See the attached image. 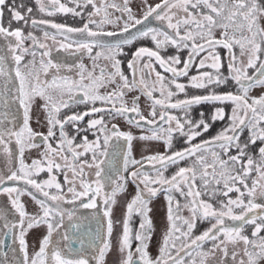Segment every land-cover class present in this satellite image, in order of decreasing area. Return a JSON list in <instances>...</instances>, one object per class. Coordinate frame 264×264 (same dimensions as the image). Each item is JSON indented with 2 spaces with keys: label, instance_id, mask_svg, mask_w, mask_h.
<instances>
[{
  "label": "snow or ice",
  "instance_id": "snow-or-ice-1",
  "mask_svg": "<svg viewBox=\"0 0 264 264\" xmlns=\"http://www.w3.org/2000/svg\"><path fill=\"white\" fill-rule=\"evenodd\" d=\"M35 3L39 13L49 17L61 13L83 19L84 10L90 6L91 11L82 27H70L32 18V7L22 12L24 4L9 5L7 0H0V38L5 41V48H0V146L6 158V171H0V195H6L10 204V207L0 208V237L11 236L14 244L18 241L22 264H106L105 258L110 252L118 254V264H229V256L231 264L264 262V235H261L264 233V146L259 148V159L248 152L249 146L257 141L264 144V94L250 95L255 88L264 89V26L261 24L264 0H161L155 5L144 0L140 17L133 13L131 0H67V3L35 0ZM5 9L10 14L7 26ZM150 19L162 22V27H149L145 22ZM13 21L26 26L30 21L32 29H40L41 25L54 29L55 32L40 29L43 39L58 45L57 51L74 49L88 54L92 69L81 63L76 65L78 79L61 75L62 69L67 67L71 71V67L54 62L49 45L32 31L25 35L22 28L13 29ZM105 25L119 28V33L105 31ZM90 26H95L96 30ZM133 28L136 29L134 34L114 42L101 39L123 36ZM146 38L153 41L155 48L140 47L132 54L128 61L132 73L129 80L121 70L118 56L124 54V46ZM26 41L31 44L25 46ZM168 46L175 48L177 55L162 56L161 50ZM220 48L228 52L227 75L221 71L222 58L217 51ZM94 49L100 51L93 55ZM182 50H187L186 59L178 54ZM25 56H31L32 60L24 62ZM9 58L12 65L8 63ZM100 59L107 61L112 71L101 67L97 63ZM156 64L169 75L157 71ZM193 68L196 75H190ZM249 69L253 70L251 75ZM50 70L55 71L48 78ZM153 74L155 80L150 79ZM181 77H186L188 83L179 82ZM229 81L234 82L235 93L214 91L213 86ZM110 85H114L110 91L100 93L99 89ZM188 87L211 90L207 95L189 97ZM134 91H139L149 102L148 116L140 109V96L132 98L130 107L125 100L127 93ZM180 93H184L185 98L173 100ZM37 98L43 101L41 107L46 113V135L33 131L30 126V113ZM97 102L102 106L97 107ZM215 102L232 103V115L227 117L229 124L211 139L193 143L208 132L211 125L203 114L193 121L190 109L194 105ZM73 104H91L92 107L60 119L62 109ZM158 106L161 111L157 117ZM169 109L182 111L184 116L172 115ZM20 110L23 122L17 127ZM96 113H106L112 119L122 117L129 125L150 133L139 136V140L161 141L165 152L149 154L141 160L132 158V142L136 137L121 131L116 124L109 128L103 115L95 118ZM86 116L92 118L86 129L80 128L78 122ZM225 118L222 108H217L211 117L212 121ZM69 123L77 132L91 130L95 139L89 141L84 136L82 143H75V137L65 132ZM57 126L59 139L53 146L50 139L55 138ZM244 129L249 137L242 142ZM177 133L184 137L187 147L169 152ZM114 140L127 143L122 170L108 158L110 148L112 155L119 151L120 145L113 143ZM13 141L15 150L10 147ZM41 146L44 151L40 152V158L26 164L25 152ZM233 149L236 154H232ZM89 153L91 160L81 159ZM181 161H189L188 166H179ZM145 163L151 166V172L144 170ZM172 165L178 166V170L168 177L165 172ZM129 168L134 170L129 171ZM86 169H94L92 179ZM44 171L49 178L37 180L35 177ZM55 172H63V185ZM252 173L255 178L249 185ZM128 180L136 185V191L125 205L122 231L114 243L112 216ZM8 182L23 187L8 186ZM213 184L223 187L212 188ZM106 187L111 190L107 191ZM160 192L165 193L168 202L167 228L158 244V255L153 257L149 253L152 239L149 204ZM173 192L185 199L183 205L178 201L173 205L174 197L170 195ZM233 192L237 193L235 198L229 195ZM204 195L210 199L222 195L226 200H219V207H215L201 198ZM25 196L37 205L35 212L26 210L22 200ZM101 203L102 220L96 214L91 217L77 214L78 209H98ZM182 208L188 210L189 217L179 214ZM134 215L140 217L136 229L131 226ZM198 220L208 221L210 227L194 235ZM92 222H95L94 228ZM41 225L46 226L47 234L39 240L38 250L29 256L26 236ZM249 225L252 226L251 237L244 234ZM54 233L58 239L53 242ZM133 240L137 242L134 251ZM209 243L211 247L206 249ZM2 246L4 240L0 239ZM89 249L91 259L85 255ZM3 264H9L7 254ZM12 264L21 262L14 260Z\"/></svg>",
  "mask_w": 264,
  "mask_h": 264
},
{
  "label": "rangeland",
  "instance_id": "rangeland-1",
  "mask_svg": "<svg viewBox=\"0 0 264 264\" xmlns=\"http://www.w3.org/2000/svg\"><path fill=\"white\" fill-rule=\"evenodd\" d=\"M13 2H15V4L17 6L19 5L14 0H11L8 4L12 5ZM153 2H155V3H153ZM160 2H161V0H148L149 4L153 3L152 5H155V4L160 3ZM130 4L133 7V12H134V9H135V13H137L139 15L142 14L141 6L144 4V0H131ZM69 6H72V5H69ZM31 7H33V6H31ZM26 9H27V6H25L24 8H22L20 10L22 12H26ZM34 13L37 16V19L46 20V15H43V14L39 13V11L37 10V6L35 7V12ZM9 16H10V14L7 17V20L9 19ZM6 23H7V21H6ZM12 24L13 25L16 24L19 27H21V26L23 27V25H24L23 22L18 23V22H15V21H13ZM261 24H262V26H264V21H262ZM218 34L219 33H217V35ZM39 39L41 40V42L44 41L43 36L39 37ZM29 42L26 41V45L25 46H28L30 44ZM13 43H14V41H13ZM47 44L51 48L52 52L57 50L58 45H56V44L53 45V43L50 40L47 41ZM138 45H140L138 47H148L150 49H154L155 48V45H154L153 41L142 42L141 44H138ZM0 48H5V41L2 38H0ZM161 51L164 52V54L161 53V55L164 56L165 58L177 55L176 49L172 48L170 46L162 49ZM217 51H218V53L220 54V56L222 58L223 66L221 68V71L225 75H227V72H228V69H227L228 52H227L226 49H223V48H220ZM235 51H236L237 54L239 53V49L238 48L235 49ZM68 52H70L72 54H75L74 49H71ZM132 53H129V54L127 53L128 55L126 53H124L123 55L118 56V59H120L121 61L127 62V61L130 60V58L132 56ZM178 54L180 55V57L182 59H186L187 58V50H182ZM57 55L61 56V61H66V59L62 55H60L58 53H57ZM83 59H85V62H83ZM83 59L81 60V63H83L86 68L91 70L92 69V64H93L92 60L89 57H87V56H85ZM29 60H32V57L31 56H25L24 62H27ZM36 60H37V67H38L39 56L36 57ZM8 62H9L10 65L13 64V62L11 61L10 58H9ZM104 62H106V61L103 60V59H100L97 63L101 67H105L106 65L103 64ZM81 63L78 62L76 65L81 64ZM155 67H156L157 71H160L163 75H165V76L169 75L168 73H163V70L159 67L158 64H156ZM96 71H97V69H96ZM145 71H148V70H145ZM252 72H253V70L249 69V74L250 75L252 74ZM196 74H197V72L190 71V75H196ZM131 75L132 74H130L129 76H131ZM41 78L43 79V74H41ZM150 79L151 80H155V75L153 74ZM179 82L187 84L188 83V79L187 78H185L183 80L180 79ZM213 87H214V91L217 94H223V93H227V92H233V93L236 92L235 84L232 81H229L227 84L221 85L219 87H215V86H213ZM226 87H229V88L232 87L233 89L232 90L231 89L227 90ZM173 90L175 91L174 88H173ZM195 90L200 91L202 89H194V88L188 87L187 90H186L187 91V95L189 97L192 96L193 94L191 92L195 91ZM208 90L210 91L211 89H208ZM261 94H264V89H260V88H255L250 93V95L254 96V97H258ZM155 95L157 96V98H159V92H156ZM132 96H140L139 106H140L141 111L142 112L147 111L149 113V111H150L149 106H148L149 103L145 100L146 98L142 97V95L138 91L132 92ZM177 98L184 99L185 98V94L184 93H180L177 97H173V100H175ZM208 108H209L208 110L199 109L197 115L192 114L191 111H190V117H191V119L193 121H196V120L200 119L201 114H203V118L209 124H211V128L209 129V131L212 133L210 135V137H213L217 133H219L223 128H225L230 122L227 118H225L224 120L212 121L211 117H212L213 113L215 112V110L217 108H222L223 110H225L224 111L225 112V116L230 117L232 115L233 105H232L231 102H224V103L215 102V103H212V107L208 106ZM156 111H157V117H158L159 116V112L161 110L160 109H156ZM31 113H34L33 114V119L36 120V122H37V124L34 125L33 128H34V130L38 131V130H40L37 127V125H38V123L40 122V119H41L40 111L39 110L31 111ZM170 114L178 116V117H183L184 116V113L182 111H179V110L176 111V113H170ZM147 116H148V114H147ZM107 119L110 120V123H109L110 125H112V124H116V125H119V126L121 125V127H124V129L127 128L128 131L134 137H136V139H134L133 142H132V158L137 159V160H141L142 157L147 156L149 154H153V153H157V152L158 153H164L165 152V146H164L163 142H161V141H141V140L138 139L139 136H141V135H150V133H148L146 131L137 130V129H131V128H129V125H128L127 122H125V124H122V119H115V121L111 117H109ZM166 127H167V125H166ZM173 127H174V124H173ZM175 136L177 137L176 138V142H177V146L178 147L175 148V147L172 146V148L169 150V152L182 150L183 148L187 147V145L184 143V137L179 136V134H177ZM248 137H249L248 131L247 132L243 131V133L241 134V141L243 142V141L247 140ZM208 139H205V138H202V137L196 138V140L193 141V143H198L199 141L208 140ZM82 140L83 139L81 138L79 140L77 139L74 142L79 144V143H82ZM173 142H174V140H173ZM258 142H259L258 144L256 143L255 145H250L249 148H248L249 154L252 155L254 159H259V148L264 146V144H262L260 141H258ZM217 151H219V150L217 149ZM232 154H236V150L235 149L232 150ZM24 157L27 158L26 159L27 162L32 160L33 157L31 155V150L30 151H26L25 154H24ZM5 159L6 158H5L4 154H3V149L0 148V171H6V169L4 167ZM84 159L91 160V153H89V155H87ZM209 159H211L210 156H209ZM60 162L63 165V160H60ZM145 164H147V163H145ZM179 166L183 167V166H188V165L187 164H185V165L180 164ZM177 170H178V166L169 167L167 172H165V175L170 177ZM86 171H89V179H92L93 177H92L91 173L94 172V169L93 170H87L86 169ZM57 173H59V172H57ZM62 175L64 176L63 172H62ZM68 176L71 178V173L70 172H68ZM56 177H57V175H56ZM39 178H40L39 181H44V180L48 179L46 177L44 178L43 176L39 177ZM254 178H255V173H252L251 178L248 180L249 185L251 184V179H254ZM8 185H10V184H8ZM211 187L212 188H216V187L222 188L223 186H222V184L219 185V186L213 184ZM107 189H108V191H110L111 188L108 187ZM133 191H134L133 187L131 186V184L129 182H127L125 192L122 193L117 198L118 199V203L114 207V212H113V216H112V219L114 221V236H113V242L114 243H115V238L122 231V223L121 222H122V218H123V214H124V210H125V205H126V203L128 201H130L131 195H135V193H133ZM170 195H172L174 197V201H173V205L174 206H175L176 201H178L180 203V205H183L185 203V199L183 197H181L179 195V193L173 192ZM229 195L232 198H235L237 193L233 192V193H230ZM201 198L204 199L205 201H208V202L212 203L215 207H219V204H218L219 200H226V198L223 197L222 195L221 196H217L215 199H210L209 196H207V195H204ZM24 203L26 205V210L29 211V212L33 211V209L35 208L34 205H32L30 203L29 200H27V201L24 200ZM5 206L10 207V204H8L7 196L6 195H0V207L2 208V207H5ZM149 207L152 209V211L150 213V217L152 219V239L149 242V253L153 257H155L156 255H158V244L161 241L162 236H163V234H164V232H165V230L167 228L166 216H167L168 202L165 199V193H161L157 198H152V200H151V202L149 204ZM84 211L88 212L89 209H85ZM237 211H239V210H237ZM179 214L182 217H185V218L189 217V215H190L188 210L184 209V208L181 209ZM134 220L139 221V222H137L135 224V228H133V229H136V228L139 227L140 217L139 216L133 217L132 221H131V226L134 223L133 222ZM177 223H179V221ZM208 227H210V223L208 221L201 222V221L198 220L196 228L194 229V235H199L200 233H202ZM251 231H252V226H250V225L246 226L245 230H244V234H246L249 237H251ZM33 232H32V230H30L29 233L26 236V240H27V243H28V253H31L30 250L32 248H34L36 246V244L39 242L38 239L35 240L34 237H32L33 236L32 235ZM41 232H42L41 230H39V231L37 230L36 233L39 236V234ZM261 235H264V233H261ZM136 244H137V242L135 240H133V242H132L133 251L135 250ZM210 247H211L210 243L205 245L206 249L210 248ZM89 259H91V257ZM105 259H106V264H118L119 256H118V254L116 252H110L106 256ZM227 259L229 260V264H231V257L229 256V257H227ZM261 264H264V262H261Z\"/></svg>",
  "mask_w": 264,
  "mask_h": 264
},
{
  "label": "flooded vegetation",
  "instance_id": "flooded-vegetation-1",
  "mask_svg": "<svg viewBox=\"0 0 264 264\" xmlns=\"http://www.w3.org/2000/svg\"><path fill=\"white\" fill-rule=\"evenodd\" d=\"M11 0H7V3H9ZM14 1H16L19 5L22 3V4H24L25 6H27V7H31V6H33L32 8H33V12L30 14V16L32 17V18H35V19H37V16H36V14L34 13L35 12V7H36V4H35V1L34 0H14ZM62 2H65V3H67V0H62ZM117 2H122V0H117ZM156 2V1H155ZM155 2H153V3H155ZM153 3H151V4H153ZM18 5V6H19ZM130 7L132 8V10H133V7H132V5L130 4ZM91 11V7L89 6L86 10H84V13H83V16H84V18L83 19H81V17H73L71 14H67V15H65V14H61V13H57L56 15H54V16H51V17H49V16H46V20H48V21H52V22H55V23H59V24H65V25H67V26H70V27H82V25H83V23H85L86 21H87V13L88 12H90ZM109 11H112L111 9L109 10ZM134 14H136L137 15V17H140L142 14H137V13H135V9H134V12H133ZM8 15H9V13L7 12V10L5 9V17H4V24H5V26H7V23H6V21H8L7 20V17H8ZM114 15H116V16H119L120 15V13H115ZM95 19H99V17H96ZM19 23H21V22H19ZM147 25L149 26V27H162V22H159V21H156V20H154V19H150L149 20V22L147 23ZM90 27H92L93 28V30H96L95 29V26H90ZM120 27H122V25L120 26ZM12 28L13 29H15V28H22L23 29V32H24V34L25 35H27V33L29 32V31H32L33 32V34L35 35V36H37L38 38L39 37H41V36H43V31L42 30H40V29H43V26L41 25L40 26V29H32L31 28V26H30V21H29V25H23V27L21 26V27H19L18 25H13L12 24ZM43 30H46V31H49V32H55V30L54 29H51V28H48V27H46L45 26V28L43 29ZM104 30L105 31H117L118 33H119V28H114L113 26H111V25H105L104 26ZM166 30V29H165ZM74 35V37L75 38H80L79 37V35L78 34H73ZM57 39L58 40H62V38L61 37H57ZM50 40V39H49ZM48 41V40H47ZM47 41H43V42H45V43H47ZM51 42H52V40H50ZM150 41H152L150 38H146V39H139V40H136V41H134L131 45H127V46H124V48H123V53H134L138 48H140V47H138V46H140V45H138V44H141L142 42H150ZM29 42V41H28ZM30 44H31V42H29ZM53 43V42H52ZM29 44V45H30ZM28 45V46H29ZM54 45V44H53ZM96 51H100V49H94L93 50V53L92 54H95V52ZM57 53L58 54H60V55H62L65 59H66V61H61V56H59V55H57ZM132 53V54H133ZM161 53L162 54H164V52H162L161 51ZM127 54V55H128ZM87 56V57H89L88 56V54H85V53H83V52H79V53H77V52H75V54H72V53H70V52H68V51H63V50H61V51H54V52H52L51 51V57L53 58V60H54V62H59V63H63V64H65V65H67V66H69V67H71V71H68V68L66 67V68H64V69H62L61 70V75H68V76H70V77H72V78H74V79H78L79 78V76L77 75V71H76V64L79 62V63H81V60L85 57V56ZM131 58H132V56H131ZM131 58H130V60H131ZM83 62H85V59H83ZM9 63V62H8ZM86 64V63H85ZM104 65H106L105 67H106V70L107 71H112V69H111V66L108 64V62L106 61V62H104L103 63ZM160 67V66H159ZM121 70L124 72V74L126 75V76H128L129 77V80H131V78H132V75L131 76H129L130 74H132L131 73V70L128 68V61L127 62H125V61H121ZM55 70H50V72H49V77L48 78H50L51 77V74L54 72ZM192 72H196V69L195 68H193L192 70H191ZM96 74L97 75H99V68H97V71H96ZM44 78V77H43ZM186 77H181L180 79L181 80H183V79H185ZM112 87H114V85H110V86H108V87H106V88H101V89H99V91H100V93L101 94H105L106 92H108V91H110L111 89H112ZM139 92V91H138ZM193 95H206V94H208L209 93V90L208 89H202V90H200V91H198V90H195V91H192L191 92ZM192 95V96H193ZM156 96V95H155ZM134 96H132V92H128L127 93V95L125 96V100L126 101H128L129 102V107L131 106V100H132V98H133ZM142 97H144V96H142ZM157 97V96H156ZM146 100V99H145ZM147 101V100H146ZM148 102V101H147ZM149 103V102H148ZM43 104V101H41L39 98H37V100H36V103H35V105L33 106V109H32V111H36V110H39L40 111V115H41V119H40V122L38 123V125H37V127L40 129V130H38V131H36V130H34V125H36L37 124V122H36V120H34L33 119V114L34 113H30V116H31V119H30V126H31V128L33 129V131H35V132H39V133H43V134H47V129H48V124H47V119H46V113L43 111V109H42V107H41V105ZM96 106L97 107H101L102 105H101V103L100 102H97L96 103ZM208 106H211L212 107V103H202V104H199V105H194L191 109H190V111H191V113L192 114H195V115H197L198 114V110L199 109H201V110H208L209 108H208ZM90 107H92V105L91 104H73L70 108H65V109H62V111L59 113V118L60 119H63L65 116H67V115H71V114H73V113H82V112H84V111H87ZM157 109H160L159 108V106L157 107ZM161 110V109H160ZM170 113H176V111H178V110H176V109H169L168 110ZM225 111V110H224ZM143 114L145 115V116H147V114H148V112L147 111H144L143 112ZM101 115H103V117H104V120H105V122L107 123V126L110 128L111 127V125L109 124L110 123V120H108L107 118H109V116L106 114V113H96L95 114V118H99ZM129 115H133V114H129ZM90 118H92V117H88V116H86L85 118H84V120L83 121H80V122H78L79 123V127L80 128H83V129H86L87 128V122H88V120L90 119ZM226 118H227V116H226ZM116 119H122V124H125V120L122 118V117H118V118H116ZM114 121H115V119H113ZM218 121V120H217ZM22 122H23V116H22V110H20V112H19V114H18V116H17V120H16V125H17V127H19L20 125H22ZM213 123V122H212ZM129 125V124H128ZM211 125V124H210ZM118 126V128L121 130V131H124V132H129L128 131V129L127 128H125L124 129V127H121V125L119 126V125H117ZM165 127H166V125H165ZM129 128H131V129H137V130H141V129H138V128H136V127H134V126H131V125H129ZM211 128V127H210ZM55 131V133H56V136H55V138H51L50 139V142L53 144V146H55V144H56V142L58 141V139H59V127L57 126V128L54 130ZM142 131V130H141ZM243 131H245V132H247V129H244ZM243 131H242V133H243ZM65 132H66V134L68 135V136H70V137H75V141L78 139H83V137L84 136H87V138H88V140L89 141H92V140H94L95 139V136L93 135V132L91 131V130H89V131H87V132H85V131H80V132H77V130H76V128L75 127H73V125L71 124V123H69V124H67L66 126H65ZM241 133V134H242ZM178 134V133H177ZM176 134V135H177ZM212 133L210 132V131H208V132H206V133H204L202 136H200V137H202V138H205V139H211L212 137H210V135H211ZM200 137H197V138H200ZM176 136L174 137V142H173V147H175V148H177L178 146H177V142H176ZM201 141H199L198 143H200ZM113 143H118L119 145H120V148H119V151L115 154V155H112L111 153H112V149L110 148L109 149V153H110V156L108 157L109 159H112L113 160V163L114 164H116L117 165V167H119L121 170L123 169V154L125 153V152H127V143L125 142V141H123V140H120V141H113ZM257 144L259 143L258 141L256 142ZM124 145V146H123ZM10 147L13 149V150H15V143H14V141H13V143L10 145ZM0 148H2V146H0ZM42 151H44V148H43V146H41L40 148H36V149H32L31 150V155H32V157H33V159L32 160H34V159H39L40 158V156H39V154H40V152H42ZM4 154V153H3ZM87 155H89V154H87ZM85 157H82L81 159H84ZM26 159L27 158H25L24 157V161H25V163L26 164H31V162H32V160H30L29 162H27L26 161ZM60 162V161H59ZM61 163V162H60ZM180 164H183V165H185V164H189V161H181L180 162ZM17 166H18V161H17ZM172 166H176V165H172ZM172 166H170V167H172ZM136 167H139V165H137ZM132 170H134V169H132V168H129V171H132ZM144 170L145 171H149V172H151V166L150 165H148V164H145V167H144ZM54 174H56L57 175V180L63 185L64 184V176L62 175V172H59V173H57V172H55ZM123 175H125V176H127V173L126 172H124L123 173ZM46 177V178H49V176H48V173H47V171H44V172H41L37 177H35L37 180H39L40 178L39 177ZM70 178V177H69ZM128 182L131 184V186L133 187V190L134 191H136V185L131 181V180H128ZM8 184H10V185H8V186H20V187H23V185L22 184H20V185H14L13 184V182H8ZM65 187V191H66V189H67V186L65 185L64 186ZM77 187H79V185L77 184ZM141 188H143V185H141L140 186ZM108 187H106V190L108 191V189H107ZM111 190V189H110ZM133 191V193H135ZM132 193V194H133ZM161 193H163V192H160V193H158L157 194V196L155 197V198H157ZM146 195H147V193H146ZM134 195H131V199H132V197H133ZM130 199V200H131ZM22 200H23V202H24V200L25 201H27V200H29L30 201V203L32 204V205H34V209H33V211H31V212H29V213H33V212H35L36 210H37V205L32 201V199L30 198V197H28V196H25V197H23L22 198ZM64 207L65 208H71L72 206L71 205H64ZM102 207H103V205H102V203L99 205V207H98V209H89V211L88 212H86V211H84L85 209H78L77 210V214L78 215H86V216H89V217H91L93 214H96L97 215V217L99 218V219H103V212L100 210V209H102ZM1 208V207H0ZM133 217H135V215L133 216ZM12 217L10 216L9 217V219H11ZM134 223L132 224V227L133 228H135V224L137 223V222H139V221H137V220H134L133 221ZM68 223V221H67V219H65V224H67ZM93 223V228L95 227V222H92ZM35 230V231H34ZM37 230L39 231V230H41L42 232L39 234V236L37 235ZM34 231V232H33ZM32 232H33V236L32 237H34V239L35 240H40V239H42V237L44 236V235H46L47 234V228H46V226H44V225H41L39 228H34V229H32ZM0 239H3L4 240V246H2V247H0V264H3V262H4V260H5V254H7V260L9 261V264H12V262L15 260V261H20L21 262V264H22V254L19 252V244H18V241L14 244L13 243V238L11 237V236H8V237H0ZM33 239V240H34ZM58 239V237L56 236V234L54 233L53 234V242L55 241V240H57ZM51 246H54V243H53V245H50V247ZM38 247H39V242L36 244V246L34 247V248H32L30 251H31V253H29V256H31L33 253H34V251H36V250H38ZM13 249L15 250V255H13ZM90 252H91V250L89 249L86 253H85V255H88L89 256V258L91 257V255H90Z\"/></svg>",
  "mask_w": 264,
  "mask_h": 264
},
{
  "label": "water",
  "instance_id": "water-1",
  "mask_svg": "<svg viewBox=\"0 0 264 264\" xmlns=\"http://www.w3.org/2000/svg\"><path fill=\"white\" fill-rule=\"evenodd\" d=\"M149 21H146L145 23L147 24ZM43 26V25H42ZM137 27H141V26H137ZM45 28V26H43V29ZM136 31L135 28L133 29H130V32L129 33H124L123 36H114V37H101V39L105 40V41H110V42H114L116 39L118 38H124L125 36H129L131 34H134ZM226 223H229V224H232L233 222L232 221H226ZM238 223V222H237Z\"/></svg>",
  "mask_w": 264,
  "mask_h": 264
},
{
  "label": "trees",
  "instance_id": "trees-1",
  "mask_svg": "<svg viewBox=\"0 0 264 264\" xmlns=\"http://www.w3.org/2000/svg\"><path fill=\"white\" fill-rule=\"evenodd\" d=\"M226 89H227V90H228V89H231V90H232L233 88H232V87H230V88H229V87H226Z\"/></svg>",
  "mask_w": 264,
  "mask_h": 264
}]
</instances>
